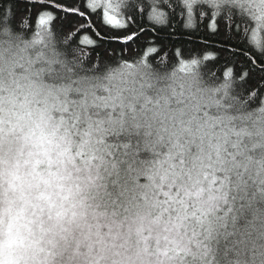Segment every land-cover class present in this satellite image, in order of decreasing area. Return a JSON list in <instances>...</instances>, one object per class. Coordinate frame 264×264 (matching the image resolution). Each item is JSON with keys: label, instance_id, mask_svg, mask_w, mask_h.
<instances>
[{"label": "snow or ice", "instance_id": "obj_1", "mask_svg": "<svg viewBox=\"0 0 264 264\" xmlns=\"http://www.w3.org/2000/svg\"><path fill=\"white\" fill-rule=\"evenodd\" d=\"M0 264H264V0H0Z\"/></svg>", "mask_w": 264, "mask_h": 264}, {"label": "trees", "instance_id": "obj_2", "mask_svg": "<svg viewBox=\"0 0 264 264\" xmlns=\"http://www.w3.org/2000/svg\"><path fill=\"white\" fill-rule=\"evenodd\" d=\"M177 43L180 44L182 47L183 45L191 46V42L188 40L187 36L180 38Z\"/></svg>", "mask_w": 264, "mask_h": 264}]
</instances>
